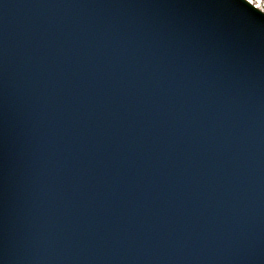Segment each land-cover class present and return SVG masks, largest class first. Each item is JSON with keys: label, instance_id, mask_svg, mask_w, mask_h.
<instances>
[{"label": "water", "instance_id": "obj_1", "mask_svg": "<svg viewBox=\"0 0 264 264\" xmlns=\"http://www.w3.org/2000/svg\"><path fill=\"white\" fill-rule=\"evenodd\" d=\"M0 264H264V12L0 0Z\"/></svg>", "mask_w": 264, "mask_h": 264}, {"label": "trees", "instance_id": "obj_2", "mask_svg": "<svg viewBox=\"0 0 264 264\" xmlns=\"http://www.w3.org/2000/svg\"><path fill=\"white\" fill-rule=\"evenodd\" d=\"M248 1L264 12V0H248Z\"/></svg>", "mask_w": 264, "mask_h": 264}]
</instances>
